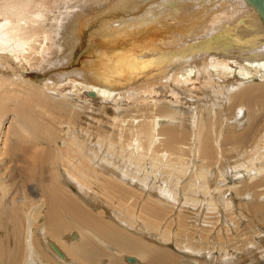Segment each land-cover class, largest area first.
Wrapping results in <instances>:
<instances>
[{"label": "bare ground", "instance_id": "1", "mask_svg": "<svg viewBox=\"0 0 264 264\" xmlns=\"http://www.w3.org/2000/svg\"><path fill=\"white\" fill-rule=\"evenodd\" d=\"M262 7L0 0V264H259Z\"/></svg>", "mask_w": 264, "mask_h": 264}, {"label": "rangeland", "instance_id": "2", "mask_svg": "<svg viewBox=\"0 0 264 264\" xmlns=\"http://www.w3.org/2000/svg\"><path fill=\"white\" fill-rule=\"evenodd\" d=\"M84 52V50L83 51H81L80 52V54H82ZM256 82H258V81H256ZM261 82H259V83H256V84H260ZM262 89H264V87H257V88H255V90L254 91H256V94H260L261 93V95L263 96L264 95V93H263V91H262ZM84 107V108H83ZM81 108V109H80ZM80 108H78V110H82V112L84 111V110H88V106H86V105H81V107ZM262 111V110H261ZM261 111H259V114L260 115H264V109H263V111L261 112ZM10 122V120L8 119V120H6V122H5V124H4V131H6V129L9 127V125L11 124V123H9ZM188 124V123H187ZM246 125V126H245ZM245 125L242 127L243 129L244 128H246L247 126H249L250 125V121L248 120V118L246 117V119H245ZM234 176L232 175V177L230 176V178H231V181H230V179L229 180H227V182H226V184L228 185V186H233L234 184L232 183V182H235L236 180H235V178H233ZM30 189V191L32 190H34V187L33 188H31V187H29ZM256 191L257 190H251V193L252 194H256ZM33 192H35V191H33ZM257 192H259L260 194H258V195H260L261 197H264V196H262V195H264V191H257ZM36 193V192H35ZM247 199L249 200V202L250 203H252L254 200L253 199H251V197H246L245 198V202H247ZM260 202L261 203H264V199H261L260 200ZM248 203V202H247ZM245 220H247V219H245ZM245 222V224L247 223V225L245 226V225H243V227H245V232H244V234H246L247 235V237L248 238H251L252 237V234L253 233H259V232H262L263 230H264V222H262V223H260V224H257V223H255V222H253L252 220H247V221H244ZM220 226V225H219ZM255 230H257V231H255ZM241 239H244V238H241ZM233 244H230V247H229V249H230V251H231V254H233V253H237L235 250H234V246H232ZM232 249V250H231ZM181 254V253H180ZM257 254L259 255V252H257ZM215 255H217L216 257H215V260H214V263L213 264H215V262L217 261V257H218V254H215ZM214 255V256H215ZM240 255V254H239ZM257 255V260L256 261H258L259 259H260V263L259 264H264V257H263V259H262V257L260 256H258ZM251 257V256H250ZM249 259H251V258H245L244 259V261H246V263L245 264H251V263H253V264H256L255 263V261H251V263H250V260ZM193 262H194V264L196 263V264H199L200 262H196L195 260H192ZM236 263V262H235Z\"/></svg>", "mask_w": 264, "mask_h": 264}, {"label": "water", "instance_id": "3", "mask_svg": "<svg viewBox=\"0 0 264 264\" xmlns=\"http://www.w3.org/2000/svg\"><path fill=\"white\" fill-rule=\"evenodd\" d=\"M258 2H259L262 6H264V0H258ZM262 10H264V7H262Z\"/></svg>", "mask_w": 264, "mask_h": 264}]
</instances>
